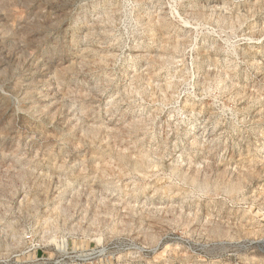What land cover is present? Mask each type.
<instances>
[{"label":"rangeland","instance_id":"374dc122","mask_svg":"<svg viewBox=\"0 0 264 264\" xmlns=\"http://www.w3.org/2000/svg\"><path fill=\"white\" fill-rule=\"evenodd\" d=\"M0 264H264V0H0Z\"/></svg>","mask_w":264,"mask_h":264}]
</instances>
